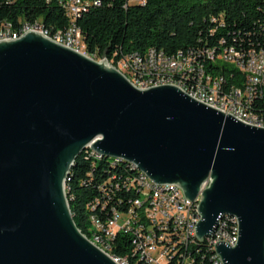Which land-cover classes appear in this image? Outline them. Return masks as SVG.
Segmentation results:
<instances>
[{
	"label": "water",
	"instance_id": "1",
	"mask_svg": "<svg viewBox=\"0 0 264 264\" xmlns=\"http://www.w3.org/2000/svg\"><path fill=\"white\" fill-rule=\"evenodd\" d=\"M87 147L200 196L198 241L236 217V244L216 243L217 256L264 264V128L175 86L138 89L34 31L0 41V264H116L76 227L64 192Z\"/></svg>",
	"mask_w": 264,
	"mask_h": 264
},
{
	"label": "trees",
	"instance_id": "2",
	"mask_svg": "<svg viewBox=\"0 0 264 264\" xmlns=\"http://www.w3.org/2000/svg\"><path fill=\"white\" fill-rule=\"evenodd\" d=\"M124 1L97 0L100 7H87L76 17L73 24L81 31L85 46L82 50L88 57L106 59L116 65L112 60L114 54H117L115 59L126 53L143 54L150 47L171 54L178 49L207 45L212 47V52H221L224 45H220V40H225L227 46L233 45L241 50L235 51V59H239L244 58L242 50L264 47V0H146L145 6L132 5L128 8L123 7ZM221 13L225 27L211 32L216 26L211 23V16ZM31 21L32 25H39L47 31L52 39L60 37L54 36V32L65 30L69 24L66 10L58 0H0V28L4 22L17 25ZM194 57L206 70L217 71V76L224 77L229 85L242 86L241 83H244L240 72L225 68L220 70L213 63L216 56ZM107 167H118V172H126V179L134 180L136 172L129 171V164L94 155L84 157L83 152L65 183L73 221L91 242L101 238L104 243V236L109 232L88 228L86 206L97 193L80 183L86 179L87 173H95V181L98 178L99 181H109V174L100 173ZM127 203H134V195H127ZM101 229H110V222H101ZM107 244L110 256L123 257L130 264H134L132 260H139L135 247L132 245L131 248L129 235L118 234ZM198 248L200 252L192 264H210L211 253L202 246ZM174 263H181V256H174Z\"/></svg>",
	"mask_w": 264,
	"mask_h": 264
},
{
	"label": "built area",
	"instance_id": "3",
	"mask_svg": "<svg viewBox=\"0 0 264 264\" xmlns=\"http://www.w3.org/2000/svg\"><path fill=\"white\" fill-rule=\"evenodd\" d=\"M58 1L66 10L69 24L65 30L54 32V36L62 38V46L81 53V49H85L81 31H72L71 17L78 15L80 8L101 5H97V0ZM132 5L145 6L146 0H125L123 7ZM224 20L222 13L211 16V23L216 24L211 32H215L218 27L224 28ZM31 24L32 21L17 25L4 22V26L0 28V41L20 38L14 37V30H23ZM220 45H224V52H212V47L207 45L178 49L171 54L150 47L144 51L143 66H135L134 55L128 53L117 59V54H114L112 60L118 63V69L122 73L138 82L154 78L146 77V70H150V63H161L163 81L183 83L191 91L192 98L224 112L225 115L243 114L248 125L250 121H264V65L255 63V53H264V47L242 50L244 58L235 59V51L241 50L233 45L227 46L225 40H220ZM190 55L207 58L226 56L223 68L234 71L233 63H242L243 74L252 75V82H242V86L229 85L224 77H214L212 71H195L190 66ZM122 62H130V69H122ZM199 84H209V91H199ZM249 84H257L258 92L249 93ZM246 94H254V105L245 104ZM87 155H96V152L87 147L84 157ZM129 171L142 172L136 167H130V164ZM100 173L109 174V181H99V178L95 181L96 174L87 173L86 179L80 183L97 193L86 206L88 228H100V232H109L113 240L118 234L129 235L131 248L132 244H140L141 248L150 246V257L132 260L134 264H192L200 252L198 246L211 253L209 258H217V264H222L215 252L216 243L224 242L230 247L235 246L233 227L227 221L221 229H215L209 238L204 237L201 241L196 239L193 219L196 217L195 207L199 205L200 196L188 201L183 199V192L179 187L156 186L149 178L145 183H134L133 180L126 179V172H118V167H107ZM206 186L207 183L202 189ZM140 190H148V198H140ZM127 195H134V203H127ZM127 212H134V220H124V213ZM101 222H110V229H101ZM158 235L167 236V243H159ZM178 236H186V243H178ZM174 256H181V263H174ZM112 260L116 264H123V257Z\"/></svg>",
	"mask_w": 264,
	"mask_h": 264
},
{
	"label": "bare ground",
	"instance_id": "4",
	"mask_svg": "<svg viewBox=\"0 0 264 264\" xmlns=\"http://www.w3.org/2000/svg\"><path fill=\"white\" fill-rule=\"evenodd\" d=\"M84 10H85V8H80V9H78V15H72V17H71L72 31H78L74 27L73 23H74L76 17L79 16L81 14V12H83ZM28 31H34V32L40 33L43 36H45L46 38L51 39L55 43L62 45V38H60V37L55 38V39L50 38L48 35V32L43 30L39 25H32L31 24V25H29V27L23 28V30L14 31V37H21L22 35H24ZM221 52H224V51H221ZM81 53L86 55L82 49H81ZM132 55H134L135 66H143L144 53L143 54L135 53ZM239 59H242V57ZM213 63L220 70H222L224 63H226V56H216ZM255 63H257L258 65H264V53H255ZM110 65L115 67L122 75L125 76V78L133 86H135L138 89H148L151 87L170 85V86H175V87L179 88L180 90H182L183 92H185L186 94L191 96V91L187 90V87L184 86L183 83H172V81H163L161 63H150V70H146V77H154V78H147L146 82H138L137 80H132V78H129L128 75L122 73V71L118 69V63L116 65H113V64H110ZM190 66H192L193 70H195V71H208L197 61V59L194 57V55H190ZM122 69H130V62H122ZM233 69L236 70L237 72H240L243 75L244 83H251L252 82V75L243 74L242 63H233ZM211 71H212V75H214V77H218L217 71H215V70H211ZM199 91H209V84H199ZM257 92H258V85L257 84H249V93H257ZM253 98H254V94H246L245 95V104L246 105H252ZM231 116H233L236 119H238L239 121L247 124V119H244L243 114H231ZM249 125L259 127V128H264V123L262 121H250ZM86 150H87V148L84 151H86ZM92 151H94V150H92ZM94 156L99 157V154L96 152V155H94ZM102 157H104V156H102ZM106 158H109V157H106ZM112 159H114L116 162L119 161V162H122L124 164H130L131 167H136L133 163L126 162L125 160H123L121 158H112ZM75 163H76V161L74 162L73 167H74ZM73 167L70 169V171L73 169ZM136 169H138V168L136 167ZM70 171H69V173H70ZM135 172H136V174H135L134 180H133L134 183H145V181H148V177L145 176V174H143V172H140V171H135ZM69 173H68V175H69ZM68 175H67V178H68ZM67 178H66V180H67ZM66 180H65V183H66ZM65 183H64V192H65ZM140 198H148V190H140ZM66 199H67V195H66ZM183 199H186L184 197V195H183ZM196 210H197V207H195L196 217H195V219H193V233H195L194 232L195 226H196L197 222L200 220V216L197 214ZM124 220H134V212H128L127 214H125ZM226 221H227V223H230L231 226L233 227V245H235L236 241H237V228H238L236 217L228 215V214H224L223 217L219 220V224L217 225L216 229H221V226L226 224ZM93 229H96V228H93ZM214 232L212 234H214ZM112 237H113L112 234L108 233L104 236V239L106 240L104 243H102L103 239H101V238H96L97 240L95 242H91V241L90 242L92 244H94L97 248H99L102 252H104L106 255H108L112 259L115 257L110 256L108 254V251H107V246H108L107 241ZM158 242L159 243H167V236L158 235ZM178 243H186V236H178ZM132 245L135 247V250H136V253L139 257V260H141V258H149L150 257V246H143V248H141L140 244H132ZM218 260H220L219 257H218ZM123 264H130V263L127 259L124 258ZM210 264H217V258H211Z\"/></svg>",
	"mask_w": 264,
	"mask_h": 264
},
{
	"label": "rangeland",
	"instance_id": "5",
	"mask_svg": "<svg viewBox=\"0 0 264 264\" xmlns=\"http://www.w3.org/2000/svg\"><path fill=\"white\" fill-rule=\"evenodd\" d=\"M101 60V59H100Z\"/></svg>",
	"mask_w": 264,
	"mask_h": 264
}]
</instances>
